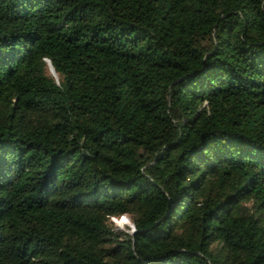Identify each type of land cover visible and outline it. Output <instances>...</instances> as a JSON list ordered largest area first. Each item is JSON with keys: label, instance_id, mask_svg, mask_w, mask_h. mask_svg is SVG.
<instances>
[{"label": "trees", "instance_id": "16d2710c", "mask_svg": "<svg viewBox=\"0 0 264 264\" xmlns=\"http://www.w3.org/2000/svg\"><path fill=\"white\" fill-rule=\"evenodd\" d=\"M0 264H264V0H0Z\"/></svg>", "mask_w": 264, "mask_h": 264}, {"label": "rangeland", "instance_id": "374dc122", "mask_svg": "<svg viewBox=\"0 0 264 264\" xmlns=\"http://www.w3.org/2000/svg\"><path fill=\"white\" fill-rule=\"evenodd\" d=\"M50 72L53 73L54 76H56L53 70ZM109 225L113 226L115 230L127 234H130V232H132L133 230V224L128 215H122L118 218H114L113 220H111V223H109Z\"/></svg>", "mask_w": 264, "mask_h": 264}, {"label": "water", "instance_id": "95a60500", "mask_svg": "<svg viewBox=\"0 0 264 264\" xmlns=\"http://www.w3.org/2000/svg\"><path fill=\"white\" fill-rule=\"evenodd\" d=\"M49 70L52 71V68H51L50 66H49ZM133 230H134V226H133ZM133 230H132V232H133ZM132 232H130V234H131Z\"/></svg>", "mask_w": 264, "mask_h": 264}]
</instances>
